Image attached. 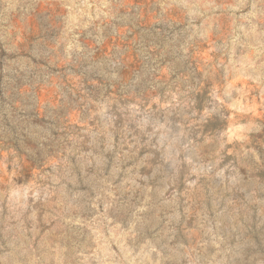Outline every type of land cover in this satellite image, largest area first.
<instances>
[{
    "label": "rangeland",
    "instance_id": "1",
    "mask_svg": "<svg viewBox=\"0 0 264 264\" xmlns=\"http://www.w3.org/2000/svg\"><path fill=\"white\" fill-rule=\"evenodd\" d=\"M0 264H264V0H0Z\"/></svg>",
    "mask_w": 264,
    "mask_h": 264
}]
</instances>
